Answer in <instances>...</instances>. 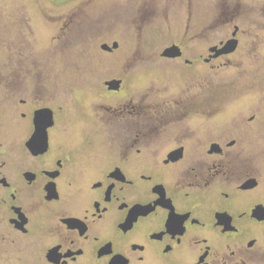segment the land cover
Segmentation results:
<instances>
[{"label": "flooded vegetation", "instance_id": "obj_1", "mask_svg": "<svg viewBox=\"0 0 264 264\" xmlns=\"http://www.w3.org/2000/svg\"><path fill=\"white\" fill-rule=\"evenodd\" d=\"M204 1H167L185 32L163 64H118L105 79L112 64H51V45L24 64L28 23L16 51L0 37V264H264V64L219 74L264 32L257 19L239 28L241 0H220L231 11L214 22ZM158 3L141 10L143 31L168 18ZM81 19L62 26L76 52L89 47Z\"/></svg>", "mask_w": 264, "mask_h": 264}, {"label": "rangeland", "instance_id": "obj_2", "mask_svg": "<svg viewBox=\"0 0 264 264\" xmlns=\"http://www.w3.org/2000/svg\"><path fill=\"white\" fill-rule=\"evenodd\" d=\"M152 1L153 0H0V37L4 36L5 40L3 45L7 46L12 44L16 51L15 44L13 43L16 38V33L20 29L22 22V28L25 27V23H28L31 30L30 33L32 34L29 33L31 36V44L27 49L28 62L22 59L24 64L31 63L33 53L39 61L43 56L40 55V52L51 45V51L49 52H52L51 64H112L110 67L112 68V72L109 70L103 71L98 76L105 79L110 77L109 75L114 74L116 70H120L118 68L123 66V64H163V62H160L161 58L159 56L162 50L165 49L166 46H169L167 44L171 42V36L178 33L184 34V23H182L183 27L181 28L172 27L171 19L174 18L175 14L170 10V7L173 5L166 3L167 1L173 2V0H159L157 5L159 7H166L168 18L166 10H163L160 12V19H162L163 22L159 21L157 24L153 25V29L143 31V29L140 28V18L143 15L141 10H145V7H148V5L150 6ZM177 1L180 2L181 0ZM220 3V0H212L211 4L209 1L205 0L201 8L202 15L211 8V21L214 22L217 16L220 17L221 11H231V8L223 4L220 8ZM239 7L240 13L242 14L240 16V22L237 23L239 28L244 32H252L255 29H250L247 23L249 21L253 22V19H257L260 23L261 31L264 32V0H241V5ZM235 9L237 10L238 8ZM254 14L257 15L254 16ZM70 16H79L80 19L82 16L81 21L85 20L84 24H82L84 27L83 34L86 35L89 33V35H86L89 37V47L85 48L83 45L79 44L82 49L77 52L72 45L66 47L63 44L67 39V33H62V26L65 18ZM153 17H156L155 12H152L149 19ZM202 17L204 19V16H201L200 19ZM130 20H132V28L129 27L131 24ZM241 23H244V26L241 27ZM105 26L106 28L104 29ZM235 26L236 25L230 26L226 31V34L230 37ZM100 29H102L101 31L103 34L101 35L100 33V38L98 39L97 35ZM113 40L120 41V50L112 54L104 53L101 49L102 44L105 42L111 44ZM247 40L253 43V40H258V38L249 37ZM218 42L219 40H217L216 36H213L211 45L217 44ZM188 47L187 45L188 54L193 55ZM7 51L8 50H6V55H8L9 52ZM200 51L202 52L203 49ZM200 51L199 47H197V55H199ZM239 51L241 55L229 57L225 60V66L223 68L226 67V64H234L236 66H228L224 70H221L219 73L220 76L226 75L230 77V74L238 76L240 74V65L243 62L244 64H251V58L258 59V57H260V63L264 64V33L260 36L258 48L244 44ZM137 52L138 54L136 55ZM145 52H147V54ZM49 53L47 55L48 58H50ZM68 57H70V59L66 61ZM141 57L144 58L143 61L145 62L141 61ZM238 59L241 60V63L237 62ZM135 60L139 62L134 63L133 61ZM219 63L220 62H217V64ZM118 64L122 65L120 66ZM66 68L68 69V67ZM215 71L217 70H213V72ZM137 72L141 71L137 70ZM54 73L56 74V72ZM67 74L68 77L71 75L70 73ZM205 75L206 74H203V76ZM220 76L217 78H221ZM66 77V74L63 73L59 78ZM111 77H113V75ZM134 77L139 78L135 75ZM82 78L86 77L84 76ZM259 78L264 79L263 71H261ZM173 79L181 81V83L184 84L183 78H181L179 73L174 75ZM66 81L67 80L62 83L63 88ZM69 83L70 82H68V84ZM169 83L171 84L170 81ZM172 87L173 90L171 91L173 94L180 95L178 93L177 84L175 83ZM212 95L215 96L217 94Z\"/></svg>", "mask_w": 264, "mask_h": 264}, {"label": "water", "instance_id": "obj_3", "mask_svg": "<svg viewBox=\"0 0 264 264\" xmlns=\"http://www.w3.org/2000/svg\"><path fill=\"white\" fill-rule=\"evenodd\" d=\"M232 42L231 43H228V45H227V47L225 48V50L223 51L224 53H230V52H232V51H234V49H235V45L232 47ZM105 48V47H104ZM174 50H175V48L174 47H172V48H170V49H167L165 52H164V56H167V57H169V56H172L173 55V52H174ZM110 87L111 88H117L118 87V82H112V83H110Z\"/></svg>", "mask_w": 264, "mask_h": 264}]
</instances>
